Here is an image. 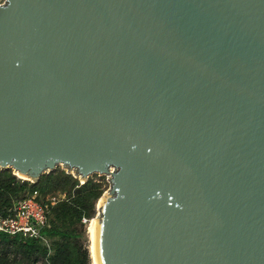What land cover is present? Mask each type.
<instances>
[{
  "label": "water",
  "instance_id": "obj_1",
  "mask_svg": "<svg viewBox=\"0 0 264 264\" xmlns=\"http://www.w3.org/2000/svg\"><path fill=\"white\" fill-rule=\"evenodd\" d=\"M59 165L97 264H264V0H5L0 169Z\"/></svg>",
  "mask_w": 264,
  "mask_h": 264
},
{
  "label": "trees",
  "instance_id": "obj_2",
  "mask_svg": "<svg viewBox=\"0 0 264 264\" xmlns=\"http://www.w3.org/2000/svg\"><path fill=\"white\" fill-rule=\"evenodd\" d=\"M104 189L99 181L88 178L80 183L57 167L36 182L16 177L10 168L0 169V211L34 191L42 203L53 196L58 199L50 208L49 225L42 231L47 243L0 232V264H91L88 250L82 245V219L95 216ZM63 192L66 199L60 200Z\"/></svg>",
  "mask_w": 264,
  "mask_h": 264
},
{
  "label": "built area",
  "instance_id": "obj_3",
  "mask_svg": "<svg viewBox=\"0 0 264 264\" xmlns=\"http://www.w3.org/2000/svg\"><path fill=\"white\" fill-rule=\"evenodd\" d=\"M4 3L5 0H0V5ZM65 194L63 192L60 200L66 199ZM57 202L54 196L49 202L38 201L36 191L25 198L14 200L8 208L0 211V232L10 237L35 238L47 243L42 231L48 227L50 208Z\"/></svg>",
  "mask_w": 264,
  "mask_h": 264
},
{
  "label": "rangeland",
  "instance_id": "obj_4",
  "mask_svg": "<svg viewBox=\"0 0 264 264\" xmlns=\"http://www.w3.org/2000/svg\"><path fill=\"white\" fill-rule=\"evenodd\" d=\"M57 168H59L61 170H64L65 172L70 173L73 177H75L73 172H68L61 165L57 166ZM12 173L14 174V171L13 170H12ZM17 176L18 175H16V177ZM18 178H20V177H18ZM75 178H77L79 180V182L81 183V180L78 177H75ZM88 178H91L94 181H99V182L103 183V188H105L104 189V192H106L108 190V188H109L108 176H106V175H100V174H92ZM21 179H23V178L21 177ZM23 180H25V179H23ZM98 201L100 202V199ZM98 201H97V204H98ZM97 204H96V207H95V216L97 214V207H98ZM95 216L93 218H91V219L82 220V223H83V227H82V229H83L82 245L88 250L89 260H90V263L91 264H92V257H91V251H90V249H91V243H92V241H91L90 234L88 232V228H89V225L92 223L93 219H95Z\"/></svg>",
  "mask_w": 264,
  "mask_h": 264
},
{
  "label": "bare ground",
  "instance_id": "obj_5",
  "mask_svg": "<svg viewBox=\"0 0 264 264\" xmlns=\"http://www.w3.org/2000/svg\"><path fill=\"white\" fill-rule=\"evenodd\" d=\"M17 173V172H16ZM18 176L22 177V178H25L23 175H20V174H17ZM100 204H103V199L100 198ZM97 220L93 219L92 223L89 225V228H88V232L90 234V237H91V257H92V264H97L96 263V258H95V253H94V234L96 232V229H97Z\"/></svg>",
  "mask_w": 264,
  "mask_h": 264
}]
</instances>
